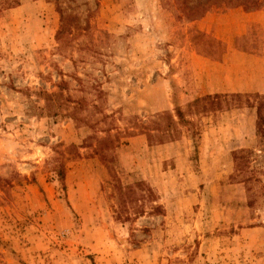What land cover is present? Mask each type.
<instances>
[{"label": "rangeland", "instance_id": "1", "mask_svg": "<svg viewBox=\"0 0 264 264\" xmlns=\"http://www.w3.org/2000/svg\"><path fill=\"white\" fill-rule=\"evenodd\" d=\"M55 1L0 0V264H264V3L57 0L77 26L58 36ZM207 94L226 97L190 106ZM114 174L157 202L118 219Z\"/></svg>", "mask_w": 264, "mask_h": 264}, {"label": "trees", "instance_id": "2", "mask_svg": "<svg viewBox=\"0 0 264 264\" xmlns=\"http://www.w3.org/2000/svg\"><path fill=\"white\" fill-rule=\"evenodd\" d=\"M177 5L180 8V12L184 15H187L189 18H197L208 12V10L213 7L216 3L219 5H225V4H231L235 3L237 7H241L243 10L247 12L258 10L260 7H263L264 0H205L202 2L201 0H198L196 3H190L186 4V0H176ZM190 2V1H189ZM57 11L60 14L62 26L60 27V31H58V36H62L66 31L71 32L74 29L77 28L73 23L74 18L70 16L69 14H66V10L60 6V3L58 1H55ZM34 95L39 98L43 99L45 101L44 108H37L41 110L42 112L46 110L48 113L52 114L60 113L61 110L68 111V115L72 119H76L78 121H83L82 119L78 118L76 116V111L78 107L80 106L78 103L76 106L70 107L69 103H72V101L69 100V98L65 99L62 93H48L44 90H39L37 92H34ZM235 96H238L239 94H233ZM226 97V95H220V94H207L201 99H196L190 106L194 109L199 111V109H202L204 111L210 109L216 108V100L219 97ZM255 97L257 99L256 102V125L258 127V130L264 131V96H259L258 94H255ZM68 102V103H66ZM33 103V102H31ZM54 114V115H55ZM53 115V114H52ZM176 116L179 120V122L183 121L181 117V113L179 110H176ZM76 117V118H73ZM159 118H163L166 121V124L164 125L165 129V137L172 138V132L175 129V122L173 121V118L170 114L166 113L162 116H159ZM158 118V119H159ZM157 121H154V124H156ZM159 124H156V127ZM143 130L146 131V135L149 138H152V134L150 133L152 130H157L156 128L153 129L148 126H141ZM113 144V139L111 136H108L104 139H101L98 141V150H100L102 147L109 148L110 145ZM56 161L57 163V169L56 174L58 176V179L60 183L62 184L64 181V167L63 165ZM112 188H113V197L116 200V206H119L120 209L117 211V217L118 219L123 218L124 220H129L131 218V214L133 216L141 215L143 213V209L137 206H146V202L153 203L157 202V199H154V193L152 192L151 188L148 187L144 182H136L134 184L130 185H123L118 178L116 174L112 175ZM125 206H135L132 211L129 209H126ZM152 210L155 214H161L162 213V207L159 204L153 205ZM131 213H130V212Z\"/></svg>", "mask_w": 264, "mask_h": 264}]
</instances>
